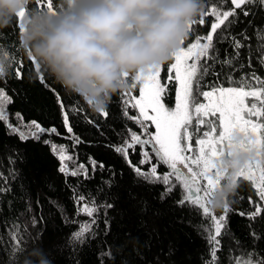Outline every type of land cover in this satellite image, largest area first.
Returning <instances> with one entry per match:
<instances>
[{
    "label": "trees",
    "instance_id": "obj_1",
    "mask_svg": "<svg viewBox=\"0 0 264 264\" xmlns=\"http://www.w3.org/2000/svg\"><path fill=\"white\" fill-rule=\"evenodd\" d=\"M52 3L53 9H56L60 0H52ZM203 3L204 16L201 17L200 14L194 20L203 18L205 22L193 25L182 47L194 43L198 35L206 36L211 30V24L216 21L215 16L211 15L213 7H218L221 11L231 8L230 3L221 6L219 0H203ZM32 6L48 9L47 0H43V6L34 0ZM250 7L253 14L248 17L239 15L238 22L231 25L229 31L242 43L250 41L255 48V32L264 28V11ZM19 31V20L0 30V47L8 50L11 60L3 77L8 94L13 100L8 106L10 121L16 125L14 114L20 113L24 124L36 121L45 129L55 128L60 135L44 133L39 140H21L0 123V171L5 176L13 168L16 172L15 178L8 180L11 190L0 193V264H9V252L13 245L10 237L14 232H20L26 247L19 264H24L28 258L35 259L31 257L34 249H41L51 264H206L210 251L209 232L206 229L211 221L191 204H177L181 195L186 194L183 185L173 177L172 183L177 187L171 194L162 196L166 187L162 182H149L138 177L126 163L125 157L114 150L130 141L131 132L143 137L140 126L129 119L139 116V109L124 104L125 99L139 97L140 84L113 96L107 109L109 115L105 118L101 113L92 112L81 98L66 94L46 74L43 75L45 83H41L39 78H33L35 62L19 50ZM241 32L247 33L249 41L243 40L239 35ZM213 43L218 49L220 60L234 55L230 42L217 43L214 35ZM247 55V48L240 49L239 57L233 61L237 71L229 73V69L224 67L223 72L238 80L240 76L255 71L257 76L264 79V66L254 62L249 69ZM21 61L24 75L22 80H17L12 72ZM173 61L172 57L169 62L161 65L159 74L160 83L167 89L162 94L166 107L175 105V93L178 89V83L174 79H168L170 74L167 66ZM240 64L245 66L241 69ZM220 70L221 67L217 64V71ZM172 75L174 76L173 73ZM128 79L133 83L131 76ZM205 83H224L223 76L219 80L213 76L206 77ZM224 86L237 85L224 83ZM258 87L259 85L253 84V88ZM200 91H211V88L201 87ZM57 93L69 114L71 134L65 127ZM202 100V96L196 97V102ZM125 109L127 117L123 115ZM260 120L264 123V117H260ZM149 130L154 132V126L149 124ZM21 131L27 132L28 129L22 127ZM189 131L192 133V140L201 132L200 129L197 131L193 128V124ZM73 134L79 138L80 143L69 139ZM52 144L67 147V154L73 159L63 163L69 171L77 170L82 164L87 169L88 176H71L61 172L62 162L52 150ZM144 147L152 157L151 163L157 164L158 173L163 175L170 171L167 165L158 163L151 146ZM140 151L139 145L135 151L129 150L128 157L132 164L139 163ZM8 156L18 157L15 164L8 163ZM93 161L97 165L95 169L92 167ZM141 167L147 171L151 164ZM237 179L239 188L228 203L226 226L222 228L219 237L216 253L219 264H232L234 258L237 261L247 259L246 253L250 255L255 252L264 257V238H260V234L264 233V219L257 220V238L254 239L250 235L249 220L238 214L251 210L249 198L259 202L254 182L242 177ZM201 183L206 186L204 181ZM80 196L85 199L78 201ZM93 202L98 211L92 217L79 211L84 204L91 206ZM209 214L218 218L225 215V209H213L210 205ZM93 219L95 225L86 234L84 243L73 242L70 245L68 241L72 233L78 231L80 226L91 223ZM109 251L112 255L105 257L103 254Z\"/></svg>",
    "mask_w": 264,
    "mask_h": 264
},
{
    "label": "snow or ice",
    "instance_id": "obj_2",
    "mask_svg": "<svg viewBox=\"0 0 264 264\" xmlns=\"http://www.w3.org/2000/svg\"><path fill=\"white\" fill-rule=\"evenodd\" d=\"M36 3L43 6V0H36ZM219 3L221 6L230 3L231 8L221 11L218 7H213L211 15L215 16L216 21L211 24V30L206 36H196L195 42L189 43L186 48L180 47L178 51L173 53L175 62L167 66V71L170 74L168 79H174L179 85L175 93L174 108L170 109L163 103L164 97L162 94L167 89L159 81L161 66L141 71L132 77V88H136L137 83L140 84V97L139 99L135 97L125 99L124 104L130 105L131 108L139 109V116H132L129 119L140 126L143 130V137L131 132L130 141H126L123 146L114 149L125 157L126 163L138 177L149 182H162L166 186L162 196L171 194L177 187V185L172 183L173 177L183 185V190L186 191V194L181 195L177 204H191L206 219L211 221L209 228L206 229L209 232L208 240L210 246L209 260L206 261V264H219L216 253L219 247L221 230L226 226L228 203L223 207L225 215H221L218 218L209 214V208L213 193L221 182V176L224 174L221 172L218 162L223 156L230 154L229 150L235 146L233 137L237 134L244 137L239 147L251 152L254 155V159L245 168L240 169L236 173V178L242 177L247 181L254 182L259 201L249 198L248 204L251 210L238 214L249 220L250 235L254 239L257 238L255 231L256 222L259 219H264V166L260 165L259 160V158H264V123H258L251 119L252 117H264V79L257 76L255 71L240 76L238 80L229 74L237 71L233 61L239 57L240 49L242 48L248 49L246 63L249 69L252 68L254 62L264 66V28L255 32L257 41V47L255 48L249 41L246 32H241L239 35L243 40L249 41L247 44L232 36L229 31L231 25L238 22L239 15L248 17L253 14L250 6L264 11V0H219ZM47 7L50 10H54L52 0H47ZM20 15L22 16L23 13ZM203 16L204 13L202 12L201 17ZM204 22L203 18L199 19V21H190L188 31L193 28V25L197 23L204 24ZM249 23L251 24L252 22L249 21ZM218 29L220 30L219 32L217 31ZM214 35L217 43L230 42L234 53L232 57H226L224 60L219 59L218 49L213 43ZM184 44L185 40L181 41V45ZM190 60L192 61L191 63H189ZM217 64L221 67L220 71H217ZM244 66V64H240L239 68L242 69ZM224 67L229 69V73L223 72ZM35 69L39 71V66L35 65ZM172 73H174V76ZM5 74L4 67L0 66V123L4 124L11 133L18 135L21 140L30 138L39 140L44 133L60 135L55 128L45 129L36 121L24 124L20 113L14 114L17 124L13 125L11 123L8 106L13 103V100L12 96L8 94L9 90L3 80ZM23 75V62L21 61L19 66L12 72V76L17 80H22ZM209 76H213L217 80L223 76L224 83L237 86L225 87L224 83L206 84L205 78ZM39 79L41 83L46 82L43 75ZM253 84L259 85V87L253 88ZM201 87H210L211 91L201 92ZM56 95L63 111L65 127L67 132L71 134L72 127L68 123L69 114L65 110V103L60 98L59 93ZM197 96H202L206 103H197ZM249 98L253 101H259L262 106L258 107L256 102L249 104ZM193 110L197 131H199L201 126L211 128V132L205 131L203 133L207 139L195 141L200 147L198 154L194 157L185 154L192 151V133L189 131V127L193 124ZM101 114L105 118L109 115L107 111L101 112ZM123 115L128 116L126 109L123 110ZM202 117H214L218 120V135L216 124L212 120L206 121ZM149 124L154 126V132L149 130ZM22 127L28 129V131H21ZM69 139L77 144L81 142L74 134ZM182 141H189V144L185 146ZM45 143H48V141H45ZM137 145L141 146V151L139 152L140 160L138 164H132L131 159L128 157V152L130 149L135 151ZM144 146H151L152 153H154L158 163L167 165L170 171L163 175L158 173L157 164L151 163L152 157ZM51 148L59 155V159L62 162L61 172L71 176H88V171L82 164L78 166L77 170H68L67 165L63 162L72 160L73 157L67 154L68 149L66 146L52 144ZM7 159L11 165L15 164L18 157L8 156ZM146 164H151L147 171L141 167ZM92 167L93 169L97 167L95 161L92 162ZM15 176L14 168L8 172L7 176L0 171V181H3L0 184V193L11 190L8 180L10 178L14 179ZM201 181L206 182V186ZM84 199L83 196L78 197V201H83ZM105 207H111V205H105ZM79 211L92 217L98 211V208L93 202L91 206L84 204ZM33 223H35V220H33ZM94 225L95 220L93 219L91 223L80 226L78 231L72 233L68 243L70 245L73 242L84 243L86 234L90 232L91 227ZM260 238H264V233L260 234ZM10 239L13 240V245L9 252V264H19L21 255L26 252L25 242L20 232H14ZM128 239L131 240V237ZM103 255L108 257L112 253L109 251ZM246 256H248L247 259L239 261L234 258L232 264H264V257L259 256L255 252L250 255L246 253Z\"/></svg>",
    "mask_w": 264,
    "mask_h": 264
},
{
    "label": "clouds",
    "instance_id": "obj_3",
    "mask_svg": "<svg viewBox=\"0 0 264 264\" xmlns=\"http://www.w3.org/2000/svg\"><path fill=\"white\" fill-rule=\"evenodd\" d=\"M33 4L0 0V30L19 20V50L39 66L33 78L46 74L94 113L107 111L113 96L132 87L130 76L169 62L204 9L203 0H60L54 10ZM10 64L0 47V66L7 72ZM243 140L235 135L230 154L218 162L224 174L213 209L229 203L239 188L236 173L254 159L239 147ZM31 257L24 264H51L41 249Z\"/></svg>",
    "mask_w": 264,
    "mask_h": 264
},
{
    "label": "rangeland",
    "instance_id": "obj_4",
    "mask_svg": "<svg viewBox=\"0 0 264 264\" xmlns=\"http://www.w3.org/2000/svg\"><path fill=\"white\" fill-rule=\"evenodd\" d=\"M182 47V46H181ZM186 48V47H185ZM175 61H173V63H174ZM192 61L190 60L189 61V63H191ZM174 74V73H173ZM178 87H179V85H178ZM139 97H140V95H139ZM139 97L137 98V99H139ZM252 102H256L257 103V105H258V107H260L261 105H260V102L259 101H253L251 98H249V100H248V103L249 104H251ZM197 103H206V101L204 100V98H203V100L202 101H200V102H197ZM175 106V105H174ZM174 106L173 107H168V108H174ZM193 117H194V119H193V128H195L196 129V121H195V113H194V110H193ZM203 119H205L206 121L207 120H212L213 121V123L214 124H216V126H217V135H218V129H219V122H218V120L216 119V118H214V117H207V118H204V117H202ZM251 119H253L254 121H256V122H258V123H262L261 122V120H260V117L258 118V117H252ZM207 127V128H206ZM200 134L198 135V137L197 138H195V140H192L191 141V148H192V151H190V152H187V153H185L186 155H191V156H195V155H197L198 154V151H199V145L198 144H196L195 143V141L196 140H198V139H207V137H204V135H203V133L205 132V131H209V132H211V128L210 127H208V126H201V128H200ZM182 143L185 145V146H187L188 144H189V141H182ZM259 160H260V165L261 166H264V158H259ZM195 170V169H194ZM186 171V170H185ZM257 175H258V170H257ZM206 183V182H205Z\"/></svg>",
    "mask_w": 264,
    "mask_h": 264
}]
</instances>
